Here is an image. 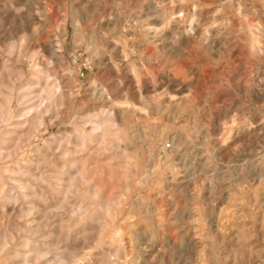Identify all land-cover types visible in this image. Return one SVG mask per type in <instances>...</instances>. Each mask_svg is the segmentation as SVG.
Wrapping results in <instances>:
<instances>
[{
	"label": "rangeland",
	"instance_id": "1",
	"mask_svg": "<svg viewBox=\"0 0 264 264\" xmlns=\"http://www.w3.org/2000/svg\"><path fill=\"white\" fill-rule=\"evenodd\" d=\"M137 1L118 0L113 25L111 0H0V264H20L21 254L27 264H52L55 252L77 254L64 264H106L111 253L95 259L104 240L125 247L119 264H264V0H167L157 8L190 10L198 31L160 44L137 18ZM42 22L64 61L46 65L59 71L47 97L29 85L36 69L18 73L46 59L34 46L44 35L31 37ZM102 115L111 120L106 133L87 140ZM49 175L62 178L57 190L47 187ZM139 197L158 208V238L142 262L151 225ZM97 214L101 232L58 237ZM118 227L120 241L111 234ZM34 245L46 255H33Z\"/></svg>",
	"mask_w": 264,
	"mask_h": 264
},
{
	"label": "bare ground",
	"instance_id": "2",
	"mask_svg": "<svg viewBox=\"0 0 264 264\" xmlns=\"http://www.w3.org/2000/svg\"><path fill=\"white\" fill-rule=\"evenodd\" d=\"M113 1V3H112ZM129 1V0H128ZM173 1H178V0H173ZM218 1V0H217ZM136 2V1H135ZM138 4H139V13H141L137 18L138 19H141L143 18L142 20H144L149 28V31L151 32L152 35H150V39H152V43H156V42H163L164 39H167V36L169 37H174V36H178L177 39L179 38L180 41H187L192 37L194 36V34L196 35V29H192V25L194 24L195 26V23H193V14L190 13L189 11L187 10H184L183 9L180 11L177 7H169V9H165V6L164 8H157L159 4H162L164 2L167 3V0H138L137 1ZM111 7H110V11L112 13V23L113 25L116 24L117 22V19L119 17V8L117 6V3H118V0H111ZM173 3V2H172ZM171 3V4H172ZM137 4V3H136ZM137 4V5H138ZM184 5V4H183ZM138 6H136L137 8ZM185 7V5H184ZM8 9V8H7ZM2 11V10H1ZM45 11V10H44ZM12 12V11H11ZM45 13V12H43ZM138 13V12H137ZM180 13V15L178 14ZM195 14V13H194ZM137 15V14H136ZM197 15V14H196ZM45 16V14H44ZM46 16L48 17L47 13H46ZM199 16V15H198ZM136 18V19H137ZM196 19L198 20V18L196 17ZM14 22H17L18 24V27H20L21 29H24L25 27H27V23L28 21L23 18V17H20L19 15H13V19H12ZM141 20V22H142ZM196 20V22H197ZM63 21H66L65 20V17H64V20ZM189 21V24L187 25L189 28L187 29L188 31H184V24L187 23ZM195 21V20H194ZM51 23L50 22H45V23H38L34 28H32L31 30V37L32 39L34 38H37L39 36V34H43L44 37L42 38L43 39V42H38V43H35L34 46L35 48H37V51H42L45 56H46V59H33L32 61H29L27 63H23L22 67H20L18 70H19V74L22 75V76H26V74H28L31 70L30 69H36V76H34V78L36 79H32V77L29 79V85H31L30 87H33L35 89H38L39 92L42 94V96H49L53 90L55 89H58V80H59V71H53V72H50V70H48L47 68V64L48 65H51L52 67H56L57 63L59 64L61 61L64 63L63 60H60L57 56H56V53L54 51V47L52 45L53 41L50 39V37L47 35L48 34V28L50 27ZM71 25H72V30L74 32H79L80 30V26L78 23L74 22V20H72L71 22ZM146 26V25H145ZM146 26V27H147ZM193 26V27H194ZM187 28V27H185ZM196 30V31H195ZM57 31H58V36L61 38L62 40V43L65 44L66 43V36H67V28L65 25H62V24H58L57 26ZM260 32V31H259ZM259 32H257L259 34ZM208 33V32H207ZM150 34V33H149ZM201 33H199L200 35ZM202 35V34H201ZM200 35V36H201ZM207 35V34H206ZM213 35V34H212ZM209 37V36H207ZM196 38V37H194ZM203 38V37H202ZM149 39V40H150ZM193 39V38H192ZM206 39V38H205ZM203 40V39H201ZM195 42V41H194ZM159 44H155V46L157 48H161V47H158ZM161 46V45H160ZM164 47V46H163ZM168 47V46H167ZM183 47V46H182ZM219 47V46H218ZM252 48V47H251ZM167 49V48H166ZM184 49V48H183ZM225 49V48H224ZM29 50V45L28 43H25L23 45V51L24 52H27ZM125 52V51H124ZM169 53V52H168ZM24 56V55H23ZM25 57V56H24ZM29 57V56H28ZM35 58V57H34ZM25 62V61H24ZM62 64V63H61ZM5 68V67H4ZM58 70V69H57ZM12 72L11 69H9L8 72ZM10 72V73H11ZM147 73V72H146ZM18 74V75H19ZM148 74V73H147ZM134 75V74H133ZM149 75V74H148ZM43 78L44 80V87L41 89L42 85L40 86V77ZM60 76H63V78H65L67 81H71L72 80V74L71 72L69 71H62L60 70ZM136 79L138 80L137 76H136ZM180 79V78H179ZM48 80L49 83H48ZM73 81V80H72ZM136 82V81H135ZM143 87V86H142ZM141 87V88H142ZM178 88V87H177ZM173 89V88H172ZM137 90H140L139 88ZM57 91V90H56ZM181 91V90H180ZM38 92V93H39ZM39 93V94H40ZM57 93V92H56ZM64 93V92H63ZM138 93H141V92H138ZM60 95V93H59ZM51 97V96H50ZM68 101V100H67ZM28 102V101H27ZM39 104V103H38ZM119 109V108H118ZM176 109V108H175ZM110 111L111 114L113 115H116L118 113V110L115 109V107H110L108 109ZM160 110V108H159ZM122 111V110H120ZM172 112V111H171ZM122 113V112H121ZM107 114V113H106ZM118 115V114H117ZM142 115V114H141ZM173 115V114H172ZM106 115H102L100 118H98L96 121H94V125H90L92 126L91 129H90V134H89V137L87 138V140L89 141H92L93 140V136L92 134H95L97 132V130H100L101 134L100 136H103L104 133H106L105 131L107 130L106 126L103 127V123H107V122H111L110 119H108L107 117H105ZM108 116V115H107ZM120 116V115H119ZM171 116V115H170ZM109 117V116H108ZM38 118V117H37ZM39 119V118H38ZM59 119V118H58ZM89 126V127H90ZM133 127V126H132ZM88 128V127H87ZM139 128V127H137ZM141 128V127H140ZM144 128V126H143ZM4 133V132H3ZM25 133V131H24ZM2 134V133H1ZM55 146V145H54ZM113 147H117L116 145H112ZM6 150V149H5ZM99 151H105V148L100 146L98 148ZM39 151V150H38ZM97 152V151H96ZM95 152V153H96ZM106 152V151H105ZM5 153V151H4ZM7 153V151H6ZM101 156V155H100ZM192 159V158H191ZM50 161V160H49ZM94 163V162H93ZM65 164H69V163H65ZM114 165V164H113ZM55 166V165H54ZM69 167V166H68ZM95 170V169H94ZM69 171L72 172L71 168L69 167ZM49 172V170L47 171ZM45 173V172H44ZM59 173V172H58ZM48 175V174H47ZM70 175V174H69ZM29 176V175H28ZM42 177V176H41ZM41 177H39V181H42V179H40ZM49 178L50 181H47V187L51 188L52 189H55L57 190V186L61 185V183L63 182L62 178H54L53 176L51 177L50 175L47 176ZM31 178V177H30ZM37 178V177H36ZM44 178V177H43ZM66 178V177H65ZM46 179V178H45ZM36 180V179H35ZM34 180V181H35ZM15 182V181H14ZM41 182V183H42ZM60 182V183H59ZM44 183V182H43ZM162 189H165L166 186H167V180H163L162 182ZM17 184V183H16ZM29 185V184H28ZM46 187V188H47ZM57 187V188H56ZM40 189V188H39ZM92 189V187L90 188ZM25 190V189H24ZM50 190V189H48ZM42 191V190H40ZM77 192V191H76ZM95 192H93L94 194ZM24 194V193H23ZM22 194V195H23ZM25 195V194H24ZM24 197V196H23ZM51 198V197H50ZM62 200V199H61ZM135 204L138 205L139 209H141V211L146 215V218H147V221L149 222V224L151 225L153 223V220L155 219V214L157 213L158 211V208L156 206V204L153 202V201H144L142 200V198H137V201L135 202ZM61 205V204H60ZM59 205V206H60ZM114 205V204H113ZM61 207V206H60ZM137 207V208H138ZM103 209H104V213L103 215L107 216V217H111L113 216L114 214L111 213L110 211V206L106 203V205L104 204L103 206ZM117 210V209H116ZM118 211V210H117ZM140 211V212H141ZM119 213V212H118ZM87 214V213H86ZM122 214V213H121ZM85 215V214H84ZM96 215V214H95ZM98 215V214H97ZM117 216V215H116ZM87 217V216H86ZM93 217V216H92ZM121 217V215H120ZM88 219V218H87ZM58 221V220H57ZM118 221V220H117ZM3 222V221H2ZM59 224V223H57ZM61 224V223H60ZM75 224H77V227L71 231H67V232H63V231H59L57 233H59L58 237H61V240L62 239H66V240H73L76 237V234L77 233H81V234H84L83 236H87L86 234L88 233H93V234H97L99 232L102 231L103 229V226L105 224V221L104 219L102 218V216L99 214L97 218H90L88 219L87 221H85V223H79V220H77L75 222ZM58 226V225H57ZM109 226V225H108ZM132 226V225H131ZM37 227V226H36ZM71 229V228H70ZM58 230V229H56ZM54 231V230H53ZM136 231V229H135ZM142 231V230H141ZM104 234V233H103ZM107 234V233H105ZM112 235H115L118 240L120 241L124 235L126 234V232L121 228V227H118L116 228L114 231H112L111 233ZM128 234H131V231L128 232ZM133 237L137 240L139 239L140 237L136 234V233H133ZM142 234V233H141ZM139 234V235H141ZM101 237V236H100ZM143 237V235H142ZM141 237V238H142ZM103 239V236L101 237ZM158 238V231L156 228H154L152 225L150 227V243L147 245V249L144 250V251H141V253L139 254L138 256V259L136 258L137 262H142L144 261V259H146L148 257V253H150L153 249H154V246H153V240L157 239ZM91 239V238H90ZM101 239V240H102ZM105 239V238H104ZM127 239V238H126ZM84 240V239H83ZM124 240V239H123ZM131 240V239H130ZM146 240V239H145ZM162 244L164 246L167 247V234H163L162 235ZM98 242V241H97ZM144 242V241H143ZM34 244V243H33ZM85 244V243H84ZM88 244V243H87ZM107 245L108 244V241L104 240L102 244L98 245V252L95 254V259L97 261H101V258L104 259V256H108L110 253L113 257L112 260H110L109 262H106V264H119L120 261L123 260V256H124V248L121 246L120 242H117L115 244H110L109 248H105L104 245ZM42 245V244H41ZM124 245V244H123ZM155 245V243H154ZM46 248V247H45ZM67 250V249H66ZM65 250V251H66ZM70 250V249H68ZM31 252L33 255H38V256H44L46 255L44 252V249L43 248H40V247H37V246H33L32 249H31ZM69 252V251H68ZM19 254V253H17ZM127 255V254H126ZM82 257V256H81ZM161 259V257H159ZM52 259V258H51ZM66 259L68 260H72V261H76L78 260V257H77V254H75L74 252H70L68 254L65 255L64 252H55V255L53 257V263L52 264H64L66 262ZM93 259V258H92ZM107 259V258H106ZM125 259V258H124ZM94 260V259H93ZM159 260V259H158ZM20 261V264H27L28 263V257L27 255H23L21 254V257L19 259ZM151 261V260H150ZM81 262V260H80ZM127 262V261H126ZM85 263V262H84ZM75 264V263H74ZM78 264V262H77ZM82 264V263H80ZM87 264H91V263H87ZM95 264V263H94Z\"/></svg>",
	"mask_w": 264,
	"mask_h": 264
}]
</instances>
